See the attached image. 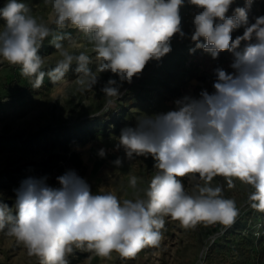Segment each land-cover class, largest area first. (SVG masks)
Listing matches in <instances>:
<instances>
[{"label": "clouds", "instance_id": "1", "mask_svg": "<svg viewBox=\"0 0 264 264\" xmlns=\"http://www.w3.org/2000/svg\"><path fill=\"white\" fill-rule=\"evenodd\" d=\"M55 24L78 29L92 44L93 58L85 52H70L54 37L61 57L48 75L62 80L75 63L76 83L93 90L102 73L109 79L101 88L115 105L123 82L131 83L146 65L172 51L179 35L213 59L221 52L233 53V71L216 69L214 91L202 90L199 98L185 96L168 112L141 116L135 127L121 130L118 145L129 160L151 156L156 174L145 190L146 198L124 199L110 192L93 193L88 184L69 171L57 177L59 188L47 178L21 182L15 189V213L0 203V230L23 243L28 254L43 264H67L71 245L82 246L102 257L113 251L134 256L145 246H158L164 217L178 220L185 229L200 223L230 226L239 214L235 200L222 195V187L211 186L216 176L233 178L251 186V207L264 212V16L249 23L254 0L232 9L236 0H188L195 9L191 32L182 28L180 9L185 0H49ZM232 9V15H228ZM0 58L21 67L25 77L42 83L44 59L39 54L52 29L30 14L19 0L0 7ZM243 28L242 35L232 33ZM243 43V48L241 44ZM99 155L103 157L105 150ZM121 164L118 158L114 162ZM198 174L203 185L190 192L178 177ZM132 187L137 179L130 180Z\"/></svg>", "mask_w": 264, "mask_h": 264}, {"label": "rangeland", "instance_id": "2", "mask_svg": "<svg viewBox=\"0 0 264 264\" xmlns=\"http://www.w3.org/2000/svg\"><path fill=\"white\" fill-rule=\"evenodd\" d=\"M258 1L254 0L248 12L249 23H253ZM6 2L0 0V7ZM19 2L29 7L38 22L46 23L52 34L39 49L45 72L39 86H33L34 78L22 75L19 65L0 58V203L7 204L15 213V189L22 181L46 177L49 186L59 188L57 177L69 171L83 179L93 193L110 192L121 202L146 198L145 190L157 171L155 160L151 156L129 160L118 145L121 130L135 127L141 116L174 110L175 101L185 96L199 98L202 90L213 92L215 70L231 73L233 53L224 51L213 59L202 49L190 51L195 48L194 43L177 35L171 41L172 51L158 61H150L130 84L123 82L115 105L106 109L108 98L101 88L110 78L119 81L114 74L102 73L93 90L80 89L75 63L62 80L54 81L48 75L61 58L53 44L55 36L63 37L60 42L70 52L77 55L85 52L92 57L90 67L95 70L90 41L70 24L57 27L49 0ZM237 6L242 7L243 0H236L232 9ZM232 9L228 15H232ZM194 11L185 0L180 14L186 34L191 32ZM3 24L0 20V27ZM242 33L243 28L233 32V39ZM101 149L105 150L103 157L99 155ZM118 158L119 166L114 163ZM133 177L137 179L135 187L130 184ZM178 179L190 192L204 183L198 174ZM233 184L234 187H229L223 176L211 181V186L222 187V195L237 204L239 214L230 226L200 223L193 229H185L178 220L166 216L158 246H145L129 257L116 251L102 257L85 242L80 247L72 244L65 260L67 264H264V241L241 237L237 227L238 223L248 221L255 229L257 216L264 212L251 207L248 199L253 191L251 186L236 178ZM6 232L7 229L0 230V264H43L40 257L30 256L23 243Z\"/></svg>", "mask_w": 264, "mask_h": 264}, {"label": "trees", "instance_id": "3", "mask_svg": "<svg viewBox=\"0 0 264 264\" xmlns=\"http://www.w3.org/2000/svg\"><path fill=\"white\" fill-rule=\"evenodd\" d=\"M257 6V13L255 15V18L253 19V23L255 22V19L259 16H264V0H259L256 2ZM264 215L259 214L257 216V222L254 226L255 229H252L249 225L248 221H243L237 224V227L239 229V232L241 234V237H244L247 240L255 241L262 240L264 241Z\"/></svg>", "mask_w": 264, "mask_h": 264}]
</instances>
